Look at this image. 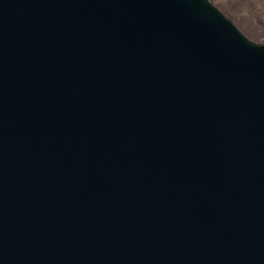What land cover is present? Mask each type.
I'll use <instances>...</instances> for the list:
<instances>
[{
  "label": "water",
  "instance_id": "water-1",
  "mask_svg": "<svg viewBox=\"0 0 264 264\" xmlns=\"http://www.w3.org/2000/svg\"><path fill=\"white\" fill-rule=\"evenodd\" d=\"M0 264H264V43L211 0H0Z\"/></svg>",
  "mask_w": 264,
  "mask_h": 264
},
{
  "label": "rangeland",
  "instance_id": "rangeland-1",
  "mask_svg": "<svg viewBox=\"0 0 264 264\" xmlns=\"http://www.w3.org/2000/svg\"><path fill=\"white\" fill-rule=\"evenodd\" d=\"M251 40L264 43V0H211Z\"/></svg>",
  "mask_w": 264,
  "mask_h": 264
}]
</instances>
